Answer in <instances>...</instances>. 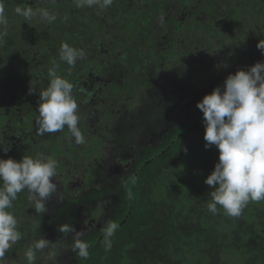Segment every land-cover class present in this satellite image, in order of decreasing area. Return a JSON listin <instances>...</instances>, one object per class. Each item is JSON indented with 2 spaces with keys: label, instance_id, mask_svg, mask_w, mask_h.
I'll return each instance as SVG.
<instances>
[{
  "label": "trees",
  "instance_id": "trees-1",
  "mask_svg": "<svg viewBox=\"0 0 264 264\" xmlns=\"http://www.w3.org/2000/svg\"><path fill=\"white\" fill-rule=\"evenodd\" d=\"M49 10L57 20L51 24L39 21L38 31L41 39L54 43L57 74L66 78L72 73L76 78L87 68H103L104 72L115 64L127 73L121 84L110 85L109 95L117 102L136 94L138 99L154 95L155 81L160 83L164 77L177 82L180 75H175L174 65L180 59L191 65L200 43L218 53L225 51L227 43H254L258 38L252 37V26L264 24L260 0H113L102 11L60 0ZM62 43L83 49L88 57L75 66L59 61ZM53 56L47 54L48 59ZM184 103L183 99L184 111L191 109L192 113L173 120L161 111L154 115L156 109L147 105L143 115L151 113L147 127L135 126V132L152 133L164 122L166 136L156 145L140 140L130 169L106 182L104 192L91 194L96 199L101 193L114 192L118 200L101 229L84 233L87 257L73 250L75 235L69 232L74 252L71 264H264V200L249 202L239 217L226 215L219 206L216 214L209 212L213 189L204 181L218 161V149L204 146L203 114L197 101ZM120 115L115 117L116 124ZM98 210L91 216L96 217ZM9 211L17 219V230L25 235L7 255L22 248L34 234H26L31 224L24 217L18 194ZM62 213L66 215L60 208L56 217ZM76 217L74 212L72 219ZM110 223L118 227L107 249L104 232ZM67 225L74 227L75 221Z\"/></svg>",
  "mask_w": 264,
  "mask_h": 264
},
{
  "label": "flooded vegetation",
  "instance_id": "flooded-vegetation-1",
  "mask_svg": "<svg viewBox=\"0 0 264 264\" xmlns=\"http://www.w3.org/2000/svg\"><path fill=\"white\" fill-rule=\"evenodd\" d=\"M260 1L264 4V0ZM4 2L8 26L5 29L7 31L6 42L0 45V138H3L8 150L6 152L0 150V159L20 160L24 155L35 157L39 154L55 159L57 175L54 182L58 185V192L48 198L45 202L46 210L42 213L37 211L36 205L26 189L18 193L19 203L24 208V217L31 224V228L26 234L30 232H34V234L29 237L22 248L7 255L11 247L15 245L12 244L6 252L3 259L5 262L2 264H23L24 261L29 264L27 258L23 260L19 258L16 261L13 259L10 261V258L19 253L26 256L25 253L34 242L42 238L48 240V246L36 252V258L32 264H55V262L71 264L74 252L68 240L72 232L62 235L59 227L73 221L76 226L73 228L76 231L84 224L92 226L91 221L103 215L104 203L116 194L114 192L108 195L101 193V196L96 199L91 197V194L99 190L104 192L106 182H111L123 172L125 173L135 160L134 158L131 161L130 158H127L128 155L125 158L118 155L119 150L122 152L121 145H124L125 140L119 142L115 138L114 130L117 129L115 117L120 115L124 109L122 102H119V108H115L117 101L114 100V96L109 95L110 85L112 83L121 84L127 73L119 66L116 69L115 64L112 67L108 66L104 72L103 68L101 70L87 68L86 71L83 70L84 72L77 74L76 78L72 73H68L65 79L74 83L73 96L78 103L80 117L78 127L85 136V143L76 144L70 137L67 127L58 133L38 135L34 123L39 115L37 112L38 93L48 85V70L53 66V62H56V51L53 47L54 43L47 42L39 36V20L34 18L25 21L15 14L14 9L16 7H32L34 10L40 8L49 10L60 0H4ZM261 15H264V10L260 13V17ZM251 29L253 31L251 33H254L252 37L257 36L258 40H264L263 23L260 22V27ZM256 33L258 34L256 35ZM257 42L247 43L250 47H256ZM239 43H241L240 50L230 52L229 57H226L222 64L225 63L228 66L239 64L247 68L260 61V52L256 56L250 57L248 56L249 51L247 52L249 48L244 51L243 42ZM227 48L228 46L225 47V49ZM219 52L224 53L221 50ZM50 53L54 55L52 59L47 57V54ZM85 60L86 58L83 59V61ZM48 61L49 64H47ZM82 68V66L78 67L81 70ZM58 75L63 77L62 74ZM107 113L111 115L107 116ZM155 141L157 142V139ZM57 144L62 151L52 153L51 148ZM111 146L113 147L109 149ZM132 151L134 153L130 157H135L136 149L133 148ZM106 161L114 162V165L105 166ZM116 164H120L123 171L117 177L108 180L107 178L111 175L110 168L113 169ZM60 208L65 209L66 215L62 213L56 217ZM99 208L101 209L100 213L96 217L91 216L93 215L92 211L97 212ZM74 212L77 215L75 220L72 219ZM105 224H102L100 229ZM37 226L41 227L35 232ZM24 235L21 234L18 243L23 240ZM85 237L86 235L82 238ZM66 248L70 249V258L67 259H65Z\"/></svg>",
  "mask_w": 264,
  "mask_h": 264
},
{
  "label": "clouds",
  "instance_id": "clouds-1",
  "mask_svg": "<svg viewBox=\"0 0 264 264\" xmlns=\"http://www.w3.org/2000/svg\"><path fill=\"white\" fill-rule=\"evenodd\" d=\"M77 8H93L98 11L109 8L113 0H74ZM15 14L25 21L34 18L51 24L57 20L55 12L47 8L34 10L32 7H16ZM8 26L4 0H0V45H3ZM256 47L264 54V40H258ZM86 53L68 43L59 49V61L75 66ZM58 62L48 70L49 82L39 91L35 119L37 134H53L67 127L76 144H84L85 136L78 127V103L73 96L74 83L57 74ZM196 107L203 114L205 148L218 149V161L205 178L210 186L211 200L208 210L218 212V206L230 217H239L249 202L264 200V61H257L246 69H237L228 74L223 87L216 86L197 101ZM0 150L8 148L0 138ZM57 161L44 154L35 157L24 155L20 160L0 159V264L12 244L21 239L17 230V219L9 211L17 194L25 189L30 193L36 209L44 212L45 202L58 192L54 182L57 175ZM117 224L110 223L104 232V243L111 248V237ZM63 233L75 235L73 250L81 257L88 256V243L82 239L84 233L72 225L59 227ZM48 246L47 239H40L25 253L29 264L36 258V252Z\"/></svg>",
  "mask_w": 264,
  "mask_h": 264
},
{
  "label": "rangeland",
  "instance_id": "rangeland-1",
  "mask_svg": "<svg viewBox=\"0 0 264 264\" xmlns=\"http://www.w3.org/2000/svg\"><path fill=\"white\" fill-rule=\"evenodd\" d=\"M253 27L254 26H252V28ZM243 31L247 32L246 28H244ZM227 45L228 43L224 47H226ZM240 45L241 43L239 42L233 44L231 43L228 45V48L223 51L224 53H218V51L214 52L213 49H207L205 44L200 43L194 50L196 58L193 60L191 65H188L189 61H184L182 59H180V61H178L176 65H174V69L178 73L175 75H180L179 78H176L177 82L169 77H164L160 79V83L155 81L156 84L154 86L156 87V90L154 92V95H150L149 97L146 94V99L145 97H143L142 99H138V94H136L129 96V98L126 97V99L128 98L127 100H119L116 103L115 108L118 107L119 102H122L123 106H121L124 110L121 111V115L119 117L120 119L117 123V129L114 130V133L116 140H118L119 142L120 140L121 142L125 140V142L124 145H121L122 152H120L119 150L118 155H122L123 158L128 155L129 157L127 158H130V160L133 161L136 157L130 156L133 155L134 152L132 150L135 146H137V144L139 145L140 140H147L151 143V145H156L166 136L168 128L164 127L163 121V123L160 124L159 129L153 131L152 133L146 132V130H144V133L135 132V126L140 125L139 127L142 128H144L145 126L147 127V119L149 118V115H151V113H149L146 116H143L144 110L148 108L147 105H153L152 107L156 109L153 114L156 116L161 111L162 113L166 114V117L171 118V120L178 118L179 115H181V119H185V116L190 115L192 111L191 109L190 111H184L183 99L186 101V103H184L185 105L187 103L190 104L195 100L199 101L203 95H205L206 93H210L214 87L221 86L222 88L223 81L228 74L235 73L237 69H246L243 65L239 64L236 66H228V64L225 63L222 64L223 61H225L226 57H229L228 54H230V52L240 50ZM242 46H244V51L249 48L247 52L249 51L248 56L250 57L256 56V54L260 52V61H262L264 54H262L257 47H250L247 42L243 43ZM104 49L105 48H103L102 50ZM86 57H88V55H86ZM92 60L93 59L89 60L88 62L91 63ZM244 60L246 61V58ZM172 61L175 62V59H172ZM126 103H128L130 107L127 106ZM112 134H110L111 137ZM155 139H157V142L155 141ZM112 147L113 146H111L109 149H111ZM51 151L52 153H59L62 150L61 147L57 144L56 146H53L51 148ZM113 165L114 162L106 161L105 166ZM116 166H114L113 169L110 168L111 175L107 178L108 180H112V178L117 177L118 174L123 171V167L120 166V164H116ZM117 200L118 199L116 195L112 196L108 202L104 203V210L102 212L103 215H100L97 219L92 220V226H86V224H84L85 222L81 223L84 225H81L78 231L85 233L87 231L97 230L98 228H100L101 225L106 223L110 218L113 206L115 205ZM51 247L53 246L51 245ZM65 252V259L70 258V249L66 248ZM19 258L23 260L26 258V256L19 253L18 255H13L10 258V261H12V259L16 261ZM3 262H5V260ZM23 264H26V262L24 261Z\"/></svg>",
  "mask_w": 264,
  "mask_h": 264
}]
</instances>
